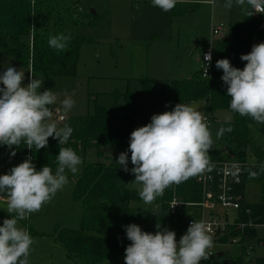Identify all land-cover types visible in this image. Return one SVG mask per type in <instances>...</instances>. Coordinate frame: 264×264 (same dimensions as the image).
<instances>
[{
    "label": "trees",
    "instance_id": "16d2710c",
    "mask_svg": "<svg viewBox=\"0 0 264 264\" xmlns=\"http://www.w3.org/2000/svg\"><path fill=\"white\" fill-rule=\"evenodd\" d=\"M80 1L35 0L33 5V0H0V53L14 57L34 75H73L81 39L65 32L62 24L72 12L79 10ZM196 6L197 3L177 2L171 13L173 16H180L186 11L196 10ZM262 20L264 13L253 12L251 17L244 14L241 24H232L230 39L216 44L217 56L213 59L208 76H202L199 70L186 78L167 81L160 99L154 105V112H140L136 101L125 92L123 116H115L106 107L95 105L92 113L65 117L57 122L58 127L67 124L73 129L67 144L59 145L58 140L49 137L47 146L37 151L34 146L33 149H28L22 141L17 148L13 146L12 149L7 145H0V155L10 156L13 150L16 151L15 156L29 153L37 171L48 165L55 173L56 156L60 147H71L80 157L91 146L97 150L101 147H122L125 150L129 147L132 131L150 123L153 115L171 111L178 103L202 100L207 119L212 120V113L218 109L228 110L232 115V119L223 122L221 127L231 126L233 131L224 133L220 138L221 146H213L209 150L211 161L225 160L223 157L226 155L245 164L242 182L236 187L242 197L243 187L248 181L256 182L259 186V199L256 203L242 201L238 221L243 226L240 227L238 223L227 232V236L235 235L241 240L247 238L251 241L256 233L254 226L264 224V166L253 164L264 158V149L257 142L258 138L264 137V124L231 111V98L226 95L227 86L221 80L223 70L216 68V62L226 58L233 67L242 70L247 63L240 59L244 50L247 48L248 54L254 45L264 40V28H259ZM61 33L70 35L71 38L65 50L57 51L49 46L48 40ZM253 36H257V42L250 46ZM3 72L0 71V74ZM0 87L3 85L0 84ZM144 89L149 90V85H145ZM128 157L127 172L116 161L84 164L81 174L75 179L73 196L81 202L79 228L73 230L56 227L55 238L64 245L67 256L77 259L78 264H125V249L131 244L127 239L125 226L135 223L140 224L143 229L144 221L137 218L133 205L134 202L143 201L139 198L137 189L131 186L135 184L132 182L135 176L131 172L134 166L131 164V156ZM250 171L259 173L258 177L249 179ZM195 177L179 185L173 184L152 203L158 204V209L154 210V230H157V223L162 230L180 221L181 216H173L167 208L166 202L173 194L184 201L200 199V187ZM184 214L188 215L186 211ZM259 230L261 238L256 240L264 241V228ZM244 249L245 247L240 249V255L227 257L222 261L208 260L205 264H244ZM252 264H264V257L255 258Z\"/></svg>",
    "mask_w": 264,
    "mask_h": 264
},
{
    "label": "clouds",
    "instance_id": "9594fccd",
    "mask_svg": "<svg viewBox=\"0 0 264 264\" xmlns=\"http://www.w3.org/2000/svg\"><path fill=\"white\" fill-rule=\"evenodd\" d=\"M177 2L152 0V5L168 12ZM235 3L248 17L253 12L248 11L245 4L256 13H264V0H235ZM224 7L231 9L233 0H227ZM70 38L61 33L50 37L48 44L54 50L63 51ZM211 59L209 51L204 55L208 62L205 64L207 76ZM240 59L247 62L242 70L233 67L226 58L216 62V68L223 70L221 80L227 86L226 95L231 98L230 109L264 124V42L254 45L251 52L242 54ZM27 72L30 75L26 86H22L25 71L20 68L9 66L0 74L3 85L0 87V145L12 149L23 141L28 149L34 146L38 151L47 146L49 137L58 140L59 145L67 144L73 129L67 124L58 127L54 119L50 106L56 103V94L48 89L41 91L45 78H37L31 70ZM60 105L66 116L75 101L66 96ZM232 131L231 126L221 127L216 137L219 139L225 132ZM213 143L203 112L194 105L178 103L173 110L153 115L150 123L132 131L129 148L119 154L116 163L125 172L129 171L128 152L131 153L134 166L131 172L135 176L132 182L138 185L139 198L145 204H152L173 184L179 185L211 171L215 167L209 155ZM15 155V150L10 152V157ZM56 163L55 173L48 165L37 171L32 159L26 158L9 173L0 175V193L7 195L6 212L11 216L0 226V264H29L34 241L26 229L18 227V221L28 219L50 202L68 183L66 171L77 173L82 159L71 147H60ZM258 175L250 171L249 179ZM125 229L131 241L125 249V264H200L212 255L209 249L213 247V240L203 221L193 220L179 242L174 231L161 230L159 223L154 234L142 231L135 223Z\"/></svg>",
    "mask_w": 264,
    "mask_h": 264
},
{
    "label": "rangeland",
    "instance_id": "374dc122",
    "mask_svg": "<svg viewBox=\"0 0 264 264\" xmlns=\"http://www.w3.org/2000/svg\"><path fill=\"white\" fill-rule=\"evenodd\" d=\"M198 2L196 10L173 16L171 10L164 12L154 7L152 0H81L80 10L72 12L62 24L65 32L81 39L75 73L69 76L35 75L45 78L41 91L52 90L57 96L56 103L50 106L53 116L57 111L65 116L60 102L66 96H71L75 105L65 117L92 113L95 105L106 107L115 116H123L125 92L136 101L140 112H154V105L167 81L186 78L199 71L202 68L199 57L207 50L215 59L217 42L230 39V26L243 21L245 12L235 0L231 9L224 7L227 0H216L213 11L211 6ZM244 7L250 10L247 4ZM212 26L221 27L223 31L212 36ZM247 50L243 53L247 54ZM9 66L25 71L22 86H26L29 83L27 69L14 57L0 53V71H6ZM145 85H149V90L144 89ZM184 104L196 106L205 115L202 100ZM212 117L207 124L213 146L218 147L221 143L216 133L223 122L232 119V115L228 110L218 109ZM257 142L264 149V137L258 138ZM128 148L101 147L97 150L94 146L88 147L81 157L77 173L66 171L68 183L62 190L57 191L40 211L32 213L25 221H18V227L26 229L34 241L29 264H78L77 259L67 256L64 245L55 238L56 227L79 228L81 202L73 196L75 179L81 174L84 164L114 162ZM128 156H131L130 152ZM223 158L229 163L234 161L226 155ZM24 160V157L7 159L0 156V174L9 172ZM131 186L138 189L136 184ZM0 197L4 198V202L0 198L2 226L3 220L11 216L6 212V193H0ZM258 199V184L248 181L243 187V201L256 203ZM133 205L137 218L144 221L142 231L154 234L157 230L153 228V205L144 202H134ZM228 218L232 221L235 213L230 211ZM259 229L257 226L251 240L252 255L245 253L243 256L244 264H252L255 258L264 257V241H258L261 238ZM214 251L220 255L219 261L241 253L236 245L216 246Z\"/></svg>",
    "mask_w": 264,
    "mask_h": 264
},
{
    "label": "built area",
    "instance_id": "2783aa9c",
    "mask_svg": "<svg viewBox=\"0 0 264 264\" xmlns=\"http://www.w3.org/2000/svg\"><path fill=\"white\" fill-rule=\"evenodd\" d=\"M80 10V8H79ZM252 11L256 13L253 9ZM260 29L264 28V20L261 21ZM221 27L211 28V35H218L222 32ZM257 40V36H253L250 46H252ZM210 50H207L201 55L202 68L200 69L202 76H207L205 69L208 62L204 60V55ZM250 53V52H249ZM213 64V59H211L210 66L207 71L208 74L211 70ZM56 121H62V115L56 112ZM206 117V116H205ZM207 118V117H206ZM208 122V119H207ZM26 158H31L32 156L27 153ZM234 161L232 163L227 162L228 160L222 161H211L215 167L211 171H205L195 177V181L200 187V199L197 201H184L176 194H173L172 198L167 201V208L170 214L173 216H181L180 221L174 222L175 224L168 230H172L176 233V240L179 242L180 238L186 233L187 228L190 226L192 221H203L206 224L208 234L212 237L213 247L209 249L212 254L208 260L218 261L220 255L215 253L214 248L216 246H226V245H236L240 249L245 247V253H249L253 249L252 242L243 238L241 240L238 236H227L228 230L240 223L238 221V211L241 208L243 197L241 193L236 191V187L241 184L242 176L244 173L243 162L238 159L232 158ZM253 164H258L264 166V158L259 162ZM239 169L237 172L236 169ZM175 206V207H173ZM153 209H158V204H153ZM186 211V214H184ZM233 211L235 213V218L230 221L228 218V213ZM224 212V213H223ZM249 225H251L249 223ZM243 224L240 223V227ZM259 226L264 228V224H256L254 227ZM171 228V229H170ZM208 260H201L200 264H205Z\"/></svg>",
    "mask_w": 264,
    "mask_h": 264
},
{
    "label": "crops",
    "instance_id": "0c3cea01",
    "mask_svg": "<svg viewBox=\"0 0 264 264\" xmlns=\"http://www.w3.org/2000/svg\"><path fill=\"white\" fill-rule=\"evenodd\" d=\"M198 1H202L205 4L211 6L212 7V11H213V9L215 8V5H216V0H198ZM198 1L196 2V0H178L179 3H184V4H188V3H197V4H199ZM249 9H251V8L249 7ZM200 57H199V62H201V58ZM0 156H2L4 158L6 157L7 159H11V158H14V157H24L26 159L25 155H22V156H14V157L4 156V155H0ZM0 198L2 199V202H4L3 201L4 198H2V197H0Z\"/></svg>",
    "mask_w": 264,
    "mask_h": 264
}]
</instances>
